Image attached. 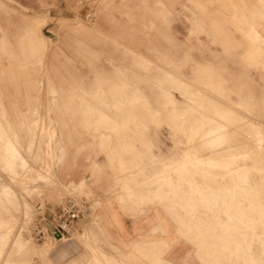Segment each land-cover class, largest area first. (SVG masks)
Wrapping results in <instances>:
<instances>
[{"label":"rangeland","instance_id":"obj_1","mask_svg":"<svg viewBox=\"0 0 264 264\" xmlns=\"http://www.w3.org/2000/svg\"><path fill=\"white\" fill-rule=\"evenodd\" d=\"M82 1L72 17L56 3L0 4V264H171L173 240L189 237L202 264H264V128L250 104L217 92L238 114L190 98L206 85L190 86L187 65L173 61L171 20L157 16L155 0ZM243 31L250 58L264 36ZM86 162L93 176L109 171L119 205L154 212L147 231L126 241L107 227L96 179H74ZM182 185H195L184 206ZM68 201L87 207L71 234L34 239L35 206Z\"/></svg>","mask_w":264,"mask_h":264},{"label":"crops","instance_id":"obj_2","mask_svg":"<svg viewBox=\"0 0 264 264\" xmlns=\"http://www.w3.org/2000/svg\"><path fill=\"white\" fill-rule=\"evenodd\" d=\"M13 1L35 11H41L42 7H45L42 4L56 3L55 5L59 9L61 17H72L75 13L72 12L74 4L78 0ZM88 1L90 0H83L82 2L86 5ZM155 1L157 3V16H159L161 10L163 18L171 20V32L174 35L171 49L176 51L175 54L173 52V61L177 62L178 65H187V77L190 86L192 82L196 83L199 81H203L206 85L203 90H199L200 88L194 84L195 92L191 96L196 94V98H211L218 105L216 107L219 110L222 107H229L238 114L240 112L235 107L223 102V100L218 98L216 93H223L235 105L242 104L246 100L251 106L253 124L257 122L264 128V69L256 66V60L260 59V51H264V45L258 47L253 45L251 57H246L245 50L248 43L243 31L250 32L251 27H253L257 33L264 36V24L262 25L260 20L264 17V4H261V0ZM0 2L1 5L3 4L2 6L0 5L1 8L5 7L4 0H0ZM160 4L162 8H160ZM48 9L53 10V7H49ZM2 21L3 15L0 10L1 24ZM32 22L34 29L30 33L34 36L33 38H37L34 35V32L38 31L36 20ZM42 40L44 39L41 34L38 37V41ZM0 41L4 44L7 42V38L3 35ZM160 48L164 49L163 43ZM250 59L254 60L251 63L253 64L252 67L248 66ZM113 88L115 86L108 87L109 92ZM119 103L114 102L111 105L114 107V105H119ZM110 118V116H107L101 122L107 123L109 122L108 120H114ZM1 125L2 122H0V130H2ZM224 135L216 139L220 140ZM12 152L18 153L16 148ZM176 157L180 160V153L176 154L173 151V162L176 161ZM4 161L5 169L7 158ZM94 164L102 167L106 163L103 158H100ZM94 164L92 162L90 164L84 163L81 168L77 169L74 179L78 180L83 176L89 183L96 179V184L92 185L91 189L103 201V213L107 220V227L123 240L130 241L138 238L150 228L151 221L148 218H152L154 212L151 211L146 215L136 212L131 213L132 211H129L126 203L124 206L119 205L117 199L121 194L110 195L107 193L113 177L105 169L98 176H93L91 171ZM174 183L173 178V193L175 194L176 186ZM177 193L180 204L184 206L185 196L195 193V185L191 187L185 185L179 186ZM46 209L49 211L52 207L47 206ZM160 236L162 237V235H157L154 239L150 240L160 241L162 240ZM190 240V237L187 241L183 238H175L173 240V247L169 256L171 264H202L199 260V252L190 244ZM120 252L126 253L127 250L113 251L111 257H119L117 253ZM68 257L69 255L65 256V258Z\"/></svg>","mask_w":264,"mask_h":264},{"label":"built area","instance_id":"obj_3","mask_svg":"<svg viewBox=\"0 0 264 264\" xmlns=\"http://www.w3.org/2000/svg\"><path fill=\"white\" fill-rule=\"evenodd\" d=\"M86 205L75 201H68L49 211L41 203L35 206L32 236L37 241L54 239L59 241L67 238L76 226L77 221L86 212Z\"/></svg>","mask_w":264,"mask_h":264},{"label":"bare ground","instance_id":"obj_4","mask_svg":"<svg viewBox=\"0 0 264 264\" xmlns=\"http://www.w3.org/2000/svg\"><path fill=\"white\" fill-rule=\"evenodd\" d=\"M194 96L196 95V94H193ZM197 97V96H196ZM190 98H192V96L190 97ZM193 98H195V97H193ZM199 99H201V98H199ZM195 100H197V99H195ZM189 113V112H188ZM92 114V113H91ZM109 121V120H108ZM108 124V123H107ZM191 124V123H190ZM102 125H103V123H102ZM225 125V124H224ZM219 126V125H218ZM102 127V126H101ZM211 129V128H210ZM223 129V128H222ZM205 130V129H204ZM188 131V130H187ZM209 132V131H208ZM40 135V134H39ZM106 138V137H105ZM221 138V137H220ZM208 144V143H207ZM191 154V153H190ZM214 154V153H213ZM229 154H227L226 156H228ZM193 157V156H192ZM231 157V156H230ZM230 157H228V158H230ZM233 158V157H232ZM235 158V157H234ZM188 162H190V160L188 161ZM187 162V163H188ZM247 163V162H246ZM190 165V164H189ZM258 165V164H257ZM242 166V165H241ZM247 166V165H246ZM250 168V167H249ZM252 168V167H251ZM244 170V169H243ZM250 170V169H249ZM214 172V171H213ZM239 172V171H238ZM237 172V173H238ZM246 174V173H245ZM224 176V175H223ZM243 176H245V175H243ZM242 176V177H243ZM231 178V177H230ZM234 179V178H233ZM225 183V182H224ZM141 202V201H140ZM140 205V204H139ZM1 222V221H0ZM65 238H62V239H60L59 241H62V240H64Z\"/></svg>","mask_w":264,"mask_h":264}]
</instances>
